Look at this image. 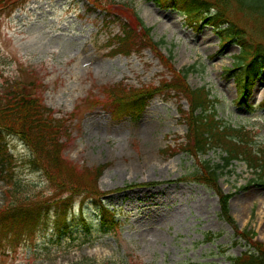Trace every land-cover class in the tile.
I'll use <instances>...</instances> for the list:
<instances>
[{
	"label": "rangeland",
	"instance_id": "374dc122",
	"mask_svg": "<svg viewBox=\"0 0 264 264\" xmlns=\"http://www.w3.org/2000/svg\"><path fill=\"white\" fill-rule=\"evenodd\" d=\"M123 3H131L153 27L154 40H165L160 49L167 56L172 51L176 69L196 64L188 82L211 90L219 99L220 118L246 126L255 144L264 146V79L256 81L251 108L238 103L236 74L226 68L232 67L240 47L234 41L221 47V36L212 26L190 23L184 13L154 0H116L107 10L87 0H29L0 18V93L11 81L35 82L34 90L53 109L54 118L65 120L64 157L80 167L109 164L99 180L101 200L120 225H102L100 204L79 196L67 213L69 233L57 232L52 209L33 235L15 241L0 236V264H228L246 250L234 245L217 193L182 180L198 160L183 151L162 152L186 141L188 126L180 114V106L188 110L186 100L179 101L173 92L156 95L138 119L114 116L103 104L104 87H158L172 77L150 48L109 54L108 40L122 31L121 15L133 14L121 12ZM235 20L240 23L238 14ZM242 23L253 39H262L253 20ZM5 142L13 158L8 175L21 178L33 192L51 194L49 182L29 164L26 143L14 135H6ZM222 154L214 148L202 159L221 164ZM254 177L245 162L236 160L219 185L232 193L230 212L240 227L253 228L264 241V185L252 181ZM5 189L0 182V208ZM207 232L221 235L205 241ZM223 247L228 250L221 251Z\"/></svg>",
	"mask_w": 264,
	"mask_h": 264
},
{
	"label": "trees",
	"instance_id": "16d2710c",
	"mask_svg": "<svg viewBox=\"0 0 264 264\" xmlns=\"http://www.w3.org/2000/svg\"><path fill=\"white\" fill-rule=\"evenodd\" d=\"M29 0H0V17L5 12H13L23 7ZM92 7L111 9L116 0H87ZM182 13L190 23L203 22L213 27L221 36L220 46L236 42L240 52L235 56L232 67L226 68L235 73L239 89L238 103L249 108L257 79H264V0H154ZM129 2V1H128ZM125 10L133 14L121 15L122 31L108 40L109 54L130 55L150 48L167 68L172 77L165 79L160 86L130 87L124 83L104 87L105 101L114 116L127 114L138 119L150 100L157 94L172 93L181 101L186 99L188 110L180 106L181 117L188 126L186 141L162 150L168 155L185 152L198 160L195 170L182 180L191 179L212 188L219 196L220 216L233 229L234 245H243L246 250L240 255L232 256L228 264H264V241L258 239L253 228H241L230 212L232 193H226L219 183L222 173L239 160L246 163L255 177L252 181L264 185V146L256 145L255 135L246 126H233L220 118L218 114L219 99L213 97L206 85L192 87L188 74L194 71L196 64L177 70L172 51L167 56L154 40L153 27L147 26L138 11L131 9L132 4L123 3ZM239 15L240 23L235 20ZM249 19L260 29L262 39H253L246 24ZM35 82H9L0 94V182L6 183V202L0 208V236L11 241L24 236H31L41 225L44 216L51 210L58 211L57 232L69 233L66 213L72 202L79 196L95 199L101 204L102 192L99 180L105 168L101 164L93 168L80 167L64 157L65 144L61 139L65 131V120L54 118V111L41 100ZM182 107V108H181ZM20 137L31 150L29 164L42 173L49 182L51 194L43 195L33 192L28 185L14 175H8L13 160L9 154L5 136ZM219 148L223 152L222 163L213 164L202 159L210 150ZM230 171V170H229ZM136 186L130 184L128 187ZM101 224H110L116 229L120 223L115 215L101 205ZM109 230V226L107 227ZM64 229V231H63ZM108 231L107 229H104ZM221 233L207 232L205 241H212ZM222 248L221 251H227Z\"/></svg>",
	"mask_w": 264,
	"mask_h": 264
}]
</instances>
